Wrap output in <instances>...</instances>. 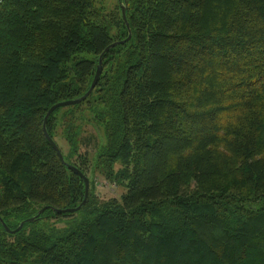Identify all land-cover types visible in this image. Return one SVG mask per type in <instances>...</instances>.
Wrapping results in <instances>:
<instances>
[{"label": "trees", "instance_id": "16d2710c", "mask_svg": "<svg viewBox=\"0 0 264 264\" xmlns=\"http://www.w3.org/2000/svg\"><path fill=\"white\" fill-rule=\"evenodd\" d=\"M115 2L0 0V264H264V0Z\"/></svg>", "mask_w": 264, "mask_h": 264}, {"label": "water", "instance_id": "95a60500", "mask_svg": "<svg viewBox=\"0 0 264 264\" xmlns=\"http://www.w3.org/2000/svg\"><path fill=\"white\" fill-rule=\"evenodd\" d=\"M121 15H122V19H123V21H124V23H125V26H126V28H127V31H128V38L124 41V42H127V41L129 40V38H130V31H129V27H128L127 23H126V20H125V11H124V7H121ZM115 45H116V44H113V45H111L110 47H108L107 49H105L104 53L108 52V50L111 49L112 47H114ZM104 53H103V54H104ZM99 76H100V67H98V69H97V71H96V73H95L94 79H93V81H92V83H91V85H90V87H89L87 93H86L83 97H81V99H79V100H77V101L65 102V103H60V104L54 105L53 107H51V108L49 109V111L47 112V114H46V116H45L44 124H43V132H44V136L47 138V140L49 141V143L52 145L54 151L56 152V154L58 155V157H59L60 160H62V157H61V155H60V152H59L58 148L53 144V142H51V140H50V139L47 137V135H46V129H45L46 122H47L49 116H50L55 110H57V109H59V108H63V107H68V106L76 105V104H78L79 102L84 101V100H85V99L91 94V92L94 90V88H95V86H96V84H97V81H98ZM81 177H82V179H83V181H84V199H83L82 203H81L78 207L73 208V209L56 210V211H55L56 214H58V215H62V214H68V215L75 214L76 212H78V211L82 208V206H84V204H85V202H86V200H87V197H88L89 184H88L87 179H85L83 176H81ZM32 221H33V219H30V220H28V221H26V222H32ZM1 223H2V222H1ZM23 224H24V223H21L15 231L11 232V231H9V230L5 227V225L2 223L4 229H5V231H6L7 233H15V232L19 231V230L22 228Z\"/></svg>", "mask_w": 264, "mask_h": 264}, {"label": "rangeland", "instance_id": "374dc122", "mask_svg": "<svg viewBox=\"0 0 264 264\" xmlns=\"http://www.w3.org/2000/svg\"><path fill=\"white\" fill-rule=\"evenodd\" d=\"M98 5H100L103 8L104 13L109 14V13H113V11L116 12L115 0H98ZM91 181L93 182L94 185V192L98 197V199L101 201H108L111 199L120 200L121 195L124 193V190L122 188L114 186L113 184L104 181L100 177H93ZM66 221L68 220H65L64 222ZM62 226L63 225L58 227H62Z\"/></svg>", "mask_w": 264, "mask_h": 264}]
</instances>
